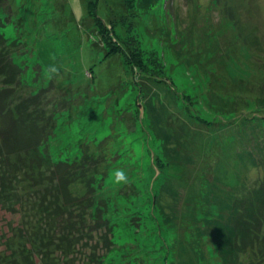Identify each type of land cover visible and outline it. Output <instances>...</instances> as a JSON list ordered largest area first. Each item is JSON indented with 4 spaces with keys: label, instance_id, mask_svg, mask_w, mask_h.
I'll list each match as a JSON object with an SVG mask.
<instances>
[{
    "label": "rangeland",
    "instance_id": "rangeland-1",
    "mask_svg": "<svg viewBox=\"0 0 264 264\" xmlns=\"http://www.w3.org/2000/svg\"><path fill=\"white\" fill-rule=\"evenodd\" d=\"M6 1L0 33L16 44L15 100L41 89L59 157L100 141L104 165L86 180L115 225L108 263L247 264L229 223L232 200L264 178V162L253 161L264 158V0H136L123 38H135L147 66L138 80L99 44L97 17L109 22L121 0H96V16L88 0ZM119 169L126 182H116ZM92 213H83L91 226ZM18 218L0 209L1 260ZM104 230L83 234L70 253L88 254Z\"/></svg>",
    "mask_w": 264,
    "mask_h": 264
},
{
    "label": "trees",
    "instance_id": "trees-1",
    "mask_svg": "<svg viewBox=\"0 0 264 264\" xmlns=\"http://www.w3.org/2000/svg\"><path fill=\"white\" fill-rule=\"evenodd\" d=\"M220 1L224 0H214L215 3ZM6 2L0 0V10ZM248 2L254 4L258 0ZM88 3L95 12L96 0H88ZM121 4L124 10L112 14L109 22L97 17L99 44L105 51L104 57L121 58L122 65L138 80L136 70L140 72L147 66L142 65L135 38L123 37L126 36L124 31L134 29L128 17H134L139 7L136 0H121ZM121 26L122 35L115 32ZM258 34L261 41L259 26ZM14 44V41L8 43L0 33V209L19 217L3 235L1 264H109L116 250L109 237L115 225L106 209L105 196L96 193L94 185L86 180L90 167L104 165L98 154L100 141H80L72 156L56 154L59 144L52 148L58 140L54 138L56 131L54 134L48 117L40 118L43 110L37 106L36 98L44 94L41 89L23 100H15L14 92L20 82L17 63L11 56ZM261 44L264 47L262 41ZM253 161L258 168L264 158L256 157ZM256 180L250 197H235L230 208L229 227L236 240L233 244L241 250L248 248L245 251L249 256L247 264H255L256 256L264 257V178ZM87 207L93 209V226L83 216ZM100 228L105 229L100 234L101 240L90 245L88 254L76 257L70 253L74 246L82 245L81 241L89 237L83 234ZM98 244L107 252L99 254ZM141 263L138 258L135 264Z\"/></svg>",
    "mask_w": 264,
    "mask_h": 264
},
{
    "label": "clouds",
    "instance_id": "clouds-1",
    "mask_svg": "<svg viewBox=\"0 0 264 264\" xmlns=\"http://www.w3.org/2000/svg\"><path fill=\"white\" fill-rule=\"evenodd\" d=\"M127 176L124 170L119 169L115 172V180L116 182H126L127 181Z\"/></svg>",
    "mask_w": 264,
    "mask_h": 264
}]
</instances>
